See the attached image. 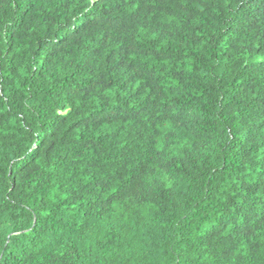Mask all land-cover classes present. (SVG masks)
<instances>
[{
  "label": "trees",
  "instance_id": "obj_1",
  "mask_svg": "<svg viewBox=\"0 0 264 264\" xmlns=\"http://www.w3.org/2000/svg\"><path fill=\"white\" fill-rule=\"evenodd\" d=\"M0 264H264V0H0Z\"/></svg>",
  "mask_w": 264,
  "mask_h": 264
}]
</instances>
